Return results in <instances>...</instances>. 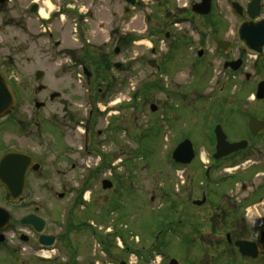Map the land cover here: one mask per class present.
<instances>
[{
    "label": "rangeland",
    "instance_id": "rangeland-1",
    "mask_svg": "<svg viewBox=\"0 0 264 264\" xmlns=\"http://www.w3.org/2000/svg\"><path fill=\"white\" fill-rule=\"evenodd\" d=\"M198 1L140 0L127 17L124 5L116 0L79 2L77 6L86 16L67 13L47 21L29 15V35L10 28L12 23L2 19L6 11L0 17V27L5 30L0 32V42L4 40L0 58L9 54L11 74L18 79L27 77L31 90L37 85L35 73L45 74L42 85L48 96L45 109L39 112L46 130L42 139L47 152L45 178L55 191H69L62 199L59 194L48 197V210L55 211L53 216L61 226L92 221L100 230L93 227L85 233L79 228L80 236L117 237L111 238L116 252L131 255L139 249L149 253L144 254L146 259L152 254L148 264H154L156 257L165 264L167 254H175L169 249L167 233L171 207L183 204V168L172 160L178 142L189 137L198 147L201 134L208 135L215 124L224 125L230 134H246L251 115L264 118V102L245 100L264 80V57L255 59L243 53L236 37L241 18L231 9L232 0H215L216 10L206 18L191 14ZM248 1L239 2L246 6ZM61 6L54 1L51 10L56 12ZM42 8L50 12L49 17L51 10L46 4ZM260 18L264 19V0ZM14 24L22 28L24 23ZM117 27L127 35L119 56L114 54L115 39L111 38ZM220 40L232 42L226 58L216 51ZM91 44L96 50H87ZM199 51H203L201 58ZM72 52L77 58L107 54L112 65H123L118 72L112 68L114 87L98 105L87 98L82 70L72 67ZM231 59L243 60L235 75L223 70L225 60ZM150 61L156 62L155 68ZM223 88L228 93L236 90L235 94L220 101L225 106L211 107L219 98L215 94ZM52 93L61 97L51 101ZM36 99L43 100L41 96ZM32 102L30 98L29 109L35 111ZM152 105L157 111H151ZM88 123L90 140L84 134ZM104 180H110L113 189L103 190ZM86 182L91 195H83L81 205L74 206L75 192L74 196L70 193ZM92 240L90 247L93 243V250L98 251Z\"/></svg>",
    "mask_w": 264,
    "mask_h": 264
},
{
    "label": "flooded vegetation",
    "instance_id": "flooded-vegetation-1",
    "mask_svg": "<svg viewBox=\"0 0 264 264\" xmlns=\"http://www.w3.org/2000/svg\"><path fill=\"white\" fill-rule=\"evenodd\" d=\"M26 1L0 0V4H4L0 5V17L3 11H6L7 14L2 19L12 23L11 26L10 24L6 26L29 35V15L38 16L40 17L38 19L47 21L53 15L60 16L67 13L83 17L82 15L86 16L87 12L83 14L77 4L89 0H48L51 4L54 1L62 3V6L56 12L51 10V15L46 19L41 16L40 11L47 0H28L30 5L26 4ZM116 1L124 5L123 14L126 17L131 14L132 9L128 10L126 2ZM249 2L250 0L247 5ZM215 3V0H212L211 14H214L216 10ZM247 5L242 4L245 9ZM190 11L194 17L206 18L195 15L192 7ZM238 18H241V22L249 20L247 15L238 16ZM14 21H22L24 23L22 28L14 24ZM4 31L0 27V32L4 33ZM168 37L167 34L166 38ZM111 38L115 39L114 54L119 56L125 48L127 35L117 27L112 30ZM14 41H17L16 37ZM0 43L3 44L4 40ZM58 46L60 43H56V47ZM231 46L232 42L225 54L219 53L224 54L226 58ZM82 48V52L86 48L89 49L88 51L96 50L93 44L86 48L82 45ZM91 56L77 58V54L73 52L69 54V57L74 59L75 66L72 65V67H80L82 70L87 98L89 101L93 98L92 103L95 102V105H98L97 102L105 100L111 88L114 87L112 68L118 72L122 70L123 65L121 62L112 65L111 58L107 57V54L104 57L98 55L99 58L94 54ZM8 60L9 54L0 58V71L15 90L17 99L15 106L6 115L0 117V264L150 263L152 254L149 259H146L144 254L149 253H143L139 249L131 252L133 255L116 252L111 236H92L91 238L80 236L79 228L85 233L93 230V227L100 230L101 227L94 226L92 221L80 222V226L75 222L61 226L53 216L55 211L48 210V197L59 194L57 197L62 199L69 191L68 189L61 192L55 191L51 185L47 184L45 178L47 152L42 139L46 130L39 114L45 109V100L48 96L46 86L42 85L45 74L42 72L44 76L39 82L37 73L41 71L35 73L37 85H33L31 90L30 81L25 80L28 79L27 77L18 79L11 74ZM240 60L241 67L236 71L225 67V64L236 60H225L223 65L225 73L232 75L238 73L243 67V60ZM93 66H96L95 72ZM96 74H98L97 77ZM247 75L245 78L249 81L250 77L248 78ZM108 83L112 84L108 85ZM235 91L228 93L225 88L221 89L215 94L219 98L211 104V107L225 106L220 101H228ZM53 94L59 95L56 99L61 97L59 93H52L49 96L50 100ZM253 94L251 92L245 100L264 102V100L255 99ZM39 96L43 100L38 101L36 97ZM30 98L33 99L35 111L29 109ZM92 103L88 104L92 106ZM240 103L239 99L238 104ZM38 104L42 105L39 109ZM245 106L248 108L249 103L246 102ZM92 114L93 111L89 112V118ZM251 117L256 116L251 115ZM257 119L264 121L261 117ZM90 123L85 125L84 130L89 140V133L92 130ZM246 124V134L241 135L230 134L224 125H211L207 130L208 135L201 134L202 138L198 147L189 137L181 141L192 142L194 158L190 163L182 166L183 204L171 207L173 215L167 233L169 249H172L175 254L168 253L165 264H170L172 260H176L177 264H264V131L255 136L249 130L248 122ZM218 126L226 136V142L245 143V148L225 157L216 158L218 140L215 130ZM55 128L58 131V127ZM60 135L57 133V136ZM181 142H178V145ZM83 186L70 193L74 196L75 192L74 206L81 205L83 195H91L88 191L89 183L86 182ZM179 208L182 209L181 213L176 211ZM135 237L137 239L138 236ZM115 238L117 237L112 238L113 241ZM92 239L97 244L98 251L93 250V243L90 247L89 242ZM137 242H139L138 239ZM123 243L126 244V242ZM153 245L155 243L151 246ZM153 263L162 264V259L157 260L156 257Z\"/></svg>",
    "mask_w": 264,
    "mask_h": 264
},
{
    "label": "water",
    "instance_id": "water-1",
    "mask_svg": "<svg viewBox=\"0 0 264 264\" xmlns=\"http://www.w3.org/2000/svg\"><path fill=\"white\" fill-rule=\"evenodd\" d=\"M129 5L136 6L138 0H125ZM161 2L162 0H154ZM235 12L244 16L243 8L237 4H233ZM129 10V9H128ZM127 10V14H129ZM261 11V0H251L248 9L247 15L250 17V21L243 22L240 24L237 30L238 40L241 46L244 48L245 53H249L255 56H262L264 54V19L258 20ZM193 12L198 15H208L211 12V0H201V3L196 4L193 7ZM230 47L228 42H219L217 44V49L225 53ZM202 55V52L199 53V56ZM150 66L155 67V62L150 61ZM241 61H236L233 63L225 64V67H230L234 71L238 70L241 66ZM44 74L42 72L37 73V80L42 81ZM249 78V76H247ZM59 97L58 94H53L51 100ZM256 98L258 100L264 99V82H261L258 85ZM16 102V95L10 85H8L6 78L0 72V116L7 114L14 106ZM42 105L38 104L37 108L39 109ZM152 112L157 110L156 106H151ZM249 129L252 134L257 135L258 133L264 131V121H259L255 118H251L248 123ZM218 146H217V156L216 158L225 157L231 153L239 151L245 148V143H234L230 144L226 142V136L224 135L220 126L215 130ZM193 146L192 143L188 140L180 144L173 153V160L179 164H187L193 158ZM103 188L110 189L112 184L109 181L103 182ZM170 264H177L175 260L171 261Z\"/></svg>",
    "mask_w": 264,
    "mask_h": 264
},
{
    "label": "bare ground",
    "instance_id": "bare-ground-1",
    "mask_svg": "<svg viewBox=\"0 0 264 264\" xmlns=\"http://www.w3.org/2000/svg\"><path fill=\"white\" fill-rule=\"evenodd\" d=\"M46 5H47V7H48L50 10L53 8V7H52V4H51L48 0L46 1ZM40 14H41V16H42L44 19H46V18L48 17L47 10H45V9H41Z\"/></svg>",
    "mask_w": 264,
    "mask_h": 264
}]
</instances>
